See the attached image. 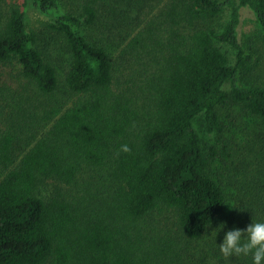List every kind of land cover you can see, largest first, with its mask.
<instances>
[{
	"label": "trees",
	"instance_id": "16d2710c",
	"mask_svg": "<svg viewBox=\"0 0 264 264\" xmlns=\"http://www.w3.org/2000/svg\"><path fill=\"white\" fill-rule=\"evenodd\" d=\"M27 1L0 0V264H248L210 233L264 219V0H31L44 30Z\"/></svg>",
	"mask_w": 264,
	"mask_h": 264
},
{
	"label": "rangeland",
	"instance_id": "374dc122",
	"mask_svg": "<svg viewBox=\"0 0 264 264\" xmlns=\"http://www.w3.org/2000/svg\"><path fill=\"white\" fill-rule=\"evenodd\" d=\"M11 0H3L8 3ZM22 3L24 0H16ZM27 23L32 30H44L45 24L50 20L51 16L42 14L31 0L27 1ZM257 25L255 17L251 10L248 8H242L240 11V24L238 27V39L239 42L244 44H252L253 41L258 44L257 41ZM10 72L9 69H0V78L5 79V75L2 73ZM223 121L225 124L224 135L231 140V150H242L248 149V147L256 138H259L256 134L257 127L256 121L250 115L243 113L238 107L233 109H227L222 114ZM255 143V141L253 142Z\"/></svg>",
	"mask_w": 264,
	"mask_h": 264
},
{
	"label": "clouds",
	"instance_id": "9594fccd",
	"mask_svg": "<svg viewBox=\"0 0 264 264\" xmlns=\"http://www.w3.org/2000/svg\"><path fill=\"white\" fill-rule=\"evenodd\" d=\"M123 149L127 151V146H123ZM224 226L221 223L210 233L222 257L249 258L248 264H264V219H251V223L243 229L234 227L225 231L222 241L217 244V234Z\"/></svg>",
	"mask_w": 264,
	"mask_h": 264
}]
</instances>
